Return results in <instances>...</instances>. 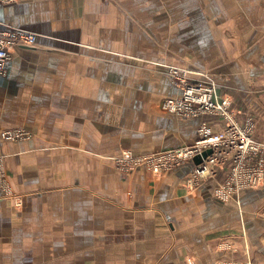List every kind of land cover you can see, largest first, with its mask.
Returning <instances> with one entry per match:
<instances>
[{
	"label": "crops",
	"instance_id": "0c3cea01",
	"mask_svg": "<svg viewBox=\"0 0 264 264\" xmlns=\"http://www.w3.org/2000/svg\"><path fill=\"white\" fill-rule=\"evenodd\" d=\"M0 20L38 34L0 74L1 123L33 133L1 141L23 203L0 196V264H264V180L222 200L231 159L195 186L193 159L112 162L197 137L201 118L158 105L181 92L159 62L208 71L264 142V0H14Z\"/></svg>",
	"mask_w": 264,
	"mask_h": 264
},
{
	"label": "built area",
	"instance_id": "2783aa9c",
	"mask_svg": "<svg viewBox=\"0 0 264 264\" xmlns=\"http://www.w3.org/2000/svg\"><path fill=\"white\" fill-rule=\"evenodd\" d=\"M13 1L0 0V3ZM37 41L38 34L34 31L0 20V74L6 73L7 63L18 46H34ZM177 74L179 73L176 72L175 75ZM171 80L176 86L181 84V92L177 97L166 98L163 108L172 113L201 118L195 143L167 149L158 155L151 154L146 159L136 160L135 167L144 163L154 172L168 170L210 150L208 156L194 166L188 180L189 185L195 186L208 174H216L217 166L231 159L233 171L216 187L215 195L227 200L236 191L258 187L264 180V160L260 158L264 153V143L253 136V120L247 119L246 122L239 123L230 111L231 99L225 95L221 96L218 85L213 82L197 80L193 81V84L186 77H171ZM206 115L220 116L225 120V125L219 131L213 132L204 118ZM26 133L21 127H4L0 121V162L4 158L1 141L23 139ZM131 154L127 151L124 156L133 157Z\"/></svg>",
	"mask_w": 264,
	"mask_h": 264
},
{
	"label": "rangeland",
	"instance_id": "374dc122",
	"mask_svg": "<svg viewBox=\"0 0 264 264\" xmlns=\"http://www.w3.org/2000/svg\"><path fill=\"white\" fill-rule=\"evenodd\" d=\"M141 62L143 64H141L140 66L136 65L135 70L142 69L143 71H145L147 73H154V68L157 69V67H158V65H156L158 63H156L153 60H150V61L146 60V62H143V61H141ZM159 64L161 65L160 67L165 69V75L167 77H169V79H171V77H186L190 80L189 82H191L193 84H194L193 81H197V80H203V81H206V83L213 82V83L217 84V82L212 78V76L210 75V73L208 71L207 72L197 71V70L192 69L191 66L186 65V64H182L180 62L177 64H173V63L172 64H165V63L159 62ZM176 72H178L179 74L175 75ZM147 73H144V74H147ZM173 73H174V75H173ZM199 77H203V78L199 79ZM179 85H181V84H179ZM179 85H178V88L180 89ZM171 97H177V96H171ZM166 98H170V97H165L163 99L162 98L159 99L158 101L159 102L161 101V102L160 103L158 102V105H160L164 111L170 112V111L165 110L163 108V106H164L163 103L166 100ZM170 113H172V112H170ZM2 125L4 127L11 128V129L21 127L22 129H25L27 131L25 138L19 139V140H10V141H23V140L28 139V138L33 136L32 131H30L29 129H27L25 127H22V126L9 127V126H5L3 123H2ZM259 142H262V141H259ZM194 143H195V141L189 145H192ZM262 143H264V142H262ZM171 148H177V147L167 148V147L161 146V147H157V149H155V150H152L150 152H145V153H140V152H136V151L134 152L130 148H125V149H122L115 156H112L113 157L112 162L119 171L132 172L135 169V161L136 160L146 159L151 154L158 155L160 153H164L167 149H171ZM127 151L131 152L132 153L131 155H133V157L124 156V153ZM3 156H4V154H3ZM140 164L146 165L144 163H140ZM151 171L154 172L153 170H151ZM163 171H165V170L157 171L154 173H161ZM0 196L4 197V198L12 199L16 207H21V205L23 203L22 195H20L18 193V190L14 187L13 176L10 177V175L8 173V170H7V167L5 164V157L0 162Z\"/></svg>",
	"mask_w": 264,
	"mask_h": 264
},
{
	"label": "water",
	"instance_id": "95a60500",
	"mask_svg": "<svg viewBox=\"0 0 264 264\" xmlns=\"http://www.w3.org/2000/svg\"><path fill=\"white\" fill-rule=\"evenodd\" d=\"M209 153H210V150L204 151L201 155L195 156L193 160L195 161L196 164H199L203 161L204 158L208 156Z\"/></svg>",
	"mask_w": 264,
	"mask_h": 264
}]
</instances>
